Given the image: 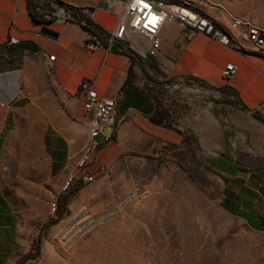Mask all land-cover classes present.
<instances>
[{
    "label": "crops",
    "instance_id": "1",
    "mask_svg": "<svg viewBox=\"0 0 264 264\" xmlns=\"http://www.w3.org/2000/svg\"><path fill=\"white\" fill-rule=\"evenodd\" d=\"M56 1L84 10L101 30L110 32L115 26L116 17L104 9L102 0ZM44 25L57 35L42 33ZM9 38L18 42L9 44ZM160 39L165 73L177 81L186 76L203 81L216 97L240 108L242 125L247 128L242 132L247 137L233 136L225 145V129L199 130L205 133L206 141L219 138V143L213 144L218 153L208 158L224 179L221 206L250 227L264 231V128L248 115L264 102V54L240 46L234 37L226 45L202 31L182 32L173 20L162 24ZM86 40L85 30L74 22L33 18L28 0H0V264H18L27 252L20 236L24 214L21 197L7 190L2 171L9 163L8 138L12 134L23 130L28 135V126H37L34 135L39 137L42 178L33 188L41 187L45 193L42 211L73 184L74 177L99 175L130 150H143L145 139L152 142L151 148L183 141L180 133L158 123L153 99L141 85L137 62L115 46L93 49ZM177 40L178 47H172ZM38 50H45L54 59L35 57L33 52ZM227 63L236 70L224 79L222 70ZM33 66L47 71L49 84L41 76L33 88ZM84 79L91 82L98 96H121L113 122L90 146L80 85ZM223 86L226 90L220 89ZM180 121L187 132V113Z\"/></svg>",
    "mask_w": 264,
    "mask_h": 264
},
{
    "label": "rangeland",
    "instance_id": "2",
    "mask_svg": "<svg viewBox=\"0 0 264 264\" xmlns=\"http://www.w3.org/2000/svg\"><path fill=\"white\" fill-rule=\"evenodd\" d=\"M183 3L230 31L240 46L264 50V0ZM239 18L249 19L252 30H235L232 23ZM242 33H248L246 39ZM161 55L160 43L157 54L147 53L137 63L139 79L153 99L158 123L183 141L151 148L145 139L143 150H130L92 181L74 177L80 188L62 214L54 200L42 211L45 193L33 188L42 178L37 126L8 138L9 163L2 171L7 190L21 197L24 208L20 236L27 252L20 264H264V231L220 204L224 179L206 159L218 153L213 146L219 138L206 141L199 130L215 127L229 130L234 139L247 137L243 114L204 85L170 77ZM32 69L33 88L41 76L49 84L46 70ZM185 113L187 132L180 121ZM254 114L264 119V107Z\"/></svg>",
    "mask_w": 264,
    "mask_h": 264
},
{
    "label": "built area",
    "instance_id": "3",
    "mask_svg": "<svg viewBox=\"0 0 264 264\" xmlns=\"http://www.w3.org/2000/svg\"><path fill=\"white\" fill-rule=\"evenodd\" d=\"M34 14L40 20L48 21H71L81 26L86 34V44L95 49L102 47L108 49L111 46L129 48L141 57L147 53L157 54L160 48V28L167 20H179L182 30L202 31L211 38L230 45L233 37L230 31L215 24L209 18L197 13L195 10L183 3V0H102L104 9L116 17L115 26L112 31L101 30L90 25L85 18L76 16L75 10L71 7L58 4L55 0H33ZM80 13L85 14L84 10ZM87 15V14H86ZM90 17L89 15H87ZM253 24L249 19H234L232 27L235 30L243 28L251 31ZM244 39L248 33L241 34ZM15 38H9V44L17 43ZM264 54L262 48H252ZM35 57L53 60L54 56L47 54L45 50L33 52ZM236 67L227 63L222 70V77L228 79L235 73ZM185 80L203 86V81H196L186 76ZM83 88V107L86 112V130L88 146L94 144L93 138L101 132L107 124L113 122L115 110L121 96L111 99L98 96L92 89L90 81L84 79L80 82ZM264 107V102L255 110ZM255 110L250 111L251 113ZM183 130L184 128L181 127ZM92 174H84L81 179L90 182L94 179Z\"/></svg>",
    "mask_w": 264,
    "mask_h": 264
},
{
    "label": "trees",
    "instance_id": "4",
    "mask_svg": "<svg viewBox=\"0 0 264 264\" xmlns=\"http://www.w3.org/2000/svg\"><path fill=\"white\" fill-rule=\"evenodd\" d=\"M56 1V0H55ZM58 4H60L58 1H56ZM28 5H29V8H30V14L33 18H36L35 14H34V2L33 0H28ZM60 5H64V4H60ZM69 7V6H68ZM72 8V7H71ZM74 9V8H73ZM75 10V14L76 16H79V17H83L86 19V21L90 24V25H93V26H96L94 25V23L92 22L91 20V17H88L87 15L85 14H82L80 13V10L78 9H74ZM42 21V20H41ZM43 22V21H42ZM97 27V26H96ZM117 47L118 51H120L121 53L125 54L126 56L132 58L135 62L137 63H142L141 61V56H139L138 54H136L134 51H132L131 49L129 48H121L120 46H115ZM150 57V55L148 56ZM220 89H225L226 90V86H223V87H220ZM228 91V90H227ZM225 103H230V100H223ZM252 114L260 121H262L264 123V119L257 116L256 114H254V112H252ZM232 137V133L229 132L228 130H224V141H225V145H227V142L228 140ZM208 162H213V159L212 158H206ZM80 182L78 183H75V184H72V185H68L66 186V190L64 192H61L57 199H56V207H57V210L59 212V215L63 213V210L65 208V205L68 201V198L70 197V194L76 192L79 188H80ZM21 262L19 261L18 264H20Z\"/></svg>",
    "mask_w": 264,
    "mask_h": 264
},
{
    "label": "water",
    "instance_id": "5",
    "mask_svg": "<svg viewBox=\"0 0 264 264\" xmlns=\"http://www.w3.org/2000/svg\"><path fill=\"white\" fill-rule=\"evenodd\" d=\"M40 31L44 34L47 35H57V33L55 31H53L52 29L48 28L46 25L42 26Z\"/></svg>",
    "mask_w": 264,
    "mask_h": 264
},
{
    "label": "bare ground",
    "instance_id": "6",
    "mask_svg": "<svg viewBox=\"0 0 264 264\" xmlns=\"http://www.w3.org/2000/svg\"><path fill=\"white\" fill-rule=\"evenodd\" d=\"M166 22V21H165ZM87 142H88V139H87Z\"/></svg>",
    "mask_w": 264,
    "mask_h": 264
}]
</instances>
